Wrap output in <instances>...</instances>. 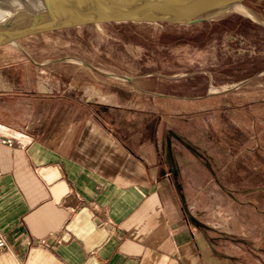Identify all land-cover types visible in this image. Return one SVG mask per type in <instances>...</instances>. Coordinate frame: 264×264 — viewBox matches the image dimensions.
Returning <instances> with one entry per match:
<instances>
[{
  "label": "rangeland",
  "instance_id": "rangeland-1",
  "mask_svg": "<svg viewBox=\"0 0 264 264\" xmlns=\"http://www.w3.org/2000/svg\"><path fill=\"white\" fill-rule=\"evenodd\" d=\"M243 6L248 12L191 26L106 23L26 36L0 46V69H98L99 81L122 97L108 102L117 105L108 118L135 135L157 127L158 149L196 229L233 263L264 264V3ZM0 9L2 22L25 6L0 0Z\"/></svg>",
  "mask_w": 264,
  "mask_h": 264
},
{
  "label": "crops",
  "instance_id": "crops-1",
  "mask_svg": "<svg viewBox=\"0 0 264 264\" xmlns=\"http://www.w3.org/2000/svg\"><path fill=\"white\" fill-rule=\"evenodd\" d=\"M5 67L0 129L16 139L0 143V230L9 247L0 264H235L180 202L157 127L135 135L108 118L117 106L108 102L122 97L98 69ZM83 105L90 111H76Z\"/></svg>",
  "mask_w": 264,
  "mask_h": 264
},
{
  "label": "water",
  "instance_id": "water-1",
  "mask_svg": "<svg viewBox=\"0 0 264 264\" xmlns=\"http://www.w3.org/2000/svg\"><path fill=\"white\" fill-rule=\"evenodd\" d=\"M32 13L0 22V46L26 36L113 22L191 25L210 21L247 1L264 0H19Z\"/></svg>",
  "mask_w": 264,
  "mask_h": 264
},
{
  "label": "built area",
  "instance_id": "built-area-1",
  "mask_svg": "<svg viewBox=\"0 0 264 264\" xmlns=\"http://www.w3.org/2000/svg\"><path fill=\"white\" fill-rule=\"evenodd\" d=\"M16 139V136L5 132L0 129V143L6 144L8 146H11L13 144V141ZM7 242L4 237V233L0 230V251L4 249H8Z\"/></svg>",
  "mask_w": 264,
  "mask_h": 264
},
{
  "label": "bare ground",
  "instance_id": "bare-ground-1",
  "mask_svg": "<svg viewBox=\"0 0 264 264\" xmlns=\"http://www.w3.org/2000/svg\"><path fill=\"white\" fill-rule=\"evenodd\" d=\"M6 1L8 2V0H6ZM20 3H22V4L25 6L24 15H26V14L29 13V12L32 13L31 8L28 7V5L26 4L25 1H20ZM234 9H244V10L246 11V9L244 8L243 5H238V6H236ZM246 12H248V11H246ZM2 15H3V12H2L1 9H0V20H1ZM24 15H20V16H24ZM20 16L15 17L14 19H17V18H19ZM2 22H3V21H2Z\"/></svg>",
  "mask_w": 264,
  "mask_h": 264
},
{
  "label": "trees",
  "instance_id": "trees-1",
  "mask_svg": "<svg viewBox=\"0 0 264 264\" xmlns=\"http://www.w3.org/2000/svg\"><path fill=\"white\" fill-rule=\"evenodd\" d=\"M262 3H264V2H262ZM113 23H129V24H131V23H144V24H161V25H167V26H191V25H197V24H200V23H205V22H200V23H195V24H191V25H183V24H166V23H149V22H113ZM111 24V23H110ZM90 25H92V24H90Z\"/></svg>",
  "mask_w": 264,
  "mask_h": 264
}]
</instances>
